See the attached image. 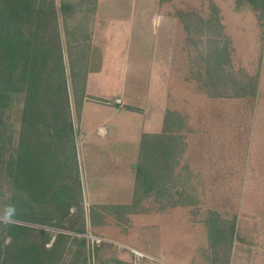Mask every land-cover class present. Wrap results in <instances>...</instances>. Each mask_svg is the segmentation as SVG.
<instances>
[{"label": "rangeland", "instance_id": "obj_1", "mask_svg": "<svg viewBox=\"0 0 264 264\" xmlns=\"http://www.w3.org/2000/svg\"><path fill=\"white\" fill-rule=\"evenodd\" d=\"M42 1L49 13L34 40L50 50L57 46L62 53V66L56 64L53 51L47 52L50 56L41 69L38 91L41 102L40 106L34 107L36 116L25 117L24 93L7 114L0 102V128L5 127L3 137L6 141L0 152V241L8 242L18 234L7 226L9 223L43 228L51 238L48 246L55 234H68L63 264H80L82 257L89 264L86 239L78 235L88 231L138 249H141L137 246L138 240L147 238L145 243L153 250L155 228L169 227V218H156L154 211L182 200L183 187L167 185L164 178L157 180L154 175L157 168L153 170L154 159L149 156L151 171L140 173L131 204L104 210L103 205L89 203L77 135L76 101L83 98L89 74L102 66L103 54L105 68L96 75L97 81L91 83V92L116 96L122 91L137 101L150 84L153 99L156 76L151 72V65L157 49H162L156 43V34L162 31L172 39L167 45L174 46L173 50L183 54L184 61L188 60L192 66L191 73L186 75L188 93L195 101V109L197 104L200 108L201 100H205V90L216 92L213 88H217L221 63L217 53L229 46L220 23L223 12L219 6L233 8L237 5L240 12L241 4L252 2L253 7L258 8L264 0ZM262 12H258L259 16ZM30 55V69L35 70L38 60L33 53ZM63 112L67 113L65 120L70 125L64 123ZM179 122L175 124L182 129L183 134L180 132L179 136L184 137L185 130L181 128L184 123ZM151 141V147L147 148L155 147L154 138ZM163 141L168 143L169 140ZM177 146L180 148L184 143L180 141ZM160 157L167 158L164 153ZM202 176L198 174L194 178L201 179ZM177 180L185 184V175H180ZM191 206L197 210L195 204ZM192 222L197 241L190 254L205 264V240L201 242V220L197 213ZM182 223L184 226L186 222ZM19 249L17 246L13 249V264L21 263L17 258ZM117 252L112 243L102 245L96 250V264H124L118 260ZM157 263L147 261L142 264ZM0 264L5 261L0 259Z\"/></svg>", "mask_w": 264, "mask_h": 264}, {"label": "crops", "instance_id": "obj_2", "mask_svg": "<svg viewBox=\"0 0 264 264\" xmlns=\"http://www.w3.org/2000/svg\"><path fill=\"white\" fill-rule=\"evenodd\" d=\"M252 4H241L240 12L237 5L219 6L229 46L217 53L216 92L205 90L200 108L188 93L192 66L167 45L172 39L162 31L156 34L162 49L151 65L153 99L150 84L137 101L122 91L116 96L91 92L105 68L103 54L102 66L89 74L83 98L76 101L89 203L112 209L131 204L139 174L151 171L149 156L157 180L183 187L182 200L154 211L156 218H169V227L155 228L153 250L147 238L137 242L159 259L157 264L202 263L190 254L197 241L194 213L201 220L205 264H264V16L258 13L264 12V1L258 8ZM175 122L184 123V137ZM152 138L155 147L147 148ZM180 141L184 146L179 148ZM198 174L201 179L194 178ZM180 175L186 178L183 185ZM117 251L119 261L131 264L130 254Z\"/></svg>", "mask_w": 264, "mask_h": 264}, {"label": "trees", "instance_id": "obj_3", "mask_svg": "<svg viewBox=\"0 0 264 264\" xmlns=\"http://www.w3.org/2000/svg\"><path fill=\"white\" fill-rule=\"evenodd\" d=\"M43 3L42 0H0V54L2 57L0 60L2 63L0 65V102L6 114L11 111L19 95L24 93L25 117L36 116L37 111L34 107L40 106L39 102H41L38 96L41 87V69L50 56L47 52L53 51L56 64L62 66V53L57 46H52L50 50L48 46L44 47L34 40L49 13L44 9ZM262 16L264 12L259 17ZM31 53L39 64L36 65L35 70L30 69ZM61 116L65 123L67 113L63 112ZM4 130L5 127L0 128V152L4 150L6 144L3 137ZM106 209L108 207L105 206L104 210ZM7 226L16 230L18 234L9 238L8 242L5 239L0 241V259H3L5 264L14 263L12 261L15 257L12 253L15 246L20 247L17 255L21 261L19 264H29V262L31 264H63L62 257L70 235L59 232L54 235L48 246L51 238L47 237V232L43 228H32L15 223H9ZM80 264H86L85 257L81 258Z\"/></svg>", "mask_w": 264, "mask_h": 264}, {"label": "built area", "instance_id": "obj_4", "mask_svg": "<svg viewBox=\"0 0 264 264\" xmlns=\"http://www.w3.org/2000/svg\"><path fill=\"white\" fill-rule=\"evenodd\" d=\"M117 101H120V100L118 99ZM78 235L86 239L87 249H88V254H89L88 256L89 264H96V258H95L96 250L102 245H105L107 243H112L117 250L124 251L130 254L131 264H142L143 262H147V261H151V262L159 261L158 258H156L155 256L141 249H138L136 247H133V246H130V245L118 242V241L108 239L106 237H103L97 234H93L92 232H89V231L78 234Z\"/></svg>", "mask_w": 264, "mask_h": 264}]
</instances>
